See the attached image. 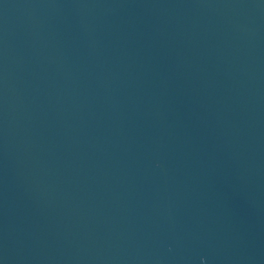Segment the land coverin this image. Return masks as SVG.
Returning a JSON list of instances; mask_svg holds the SVG:
<instances>
[{"label":"water","instance_id":"water-1","mask_svg":"<svg viewBox=\"0 0 264 264\" xmlns=\"http://www.w3.org/2000/svg\"><path fill=\"white\" fill-rule=\"evenodd\" d=\"M0 264H264V0H0Z\"/></svg>","mask_w":264,"mask_h":264}]
</instances>
